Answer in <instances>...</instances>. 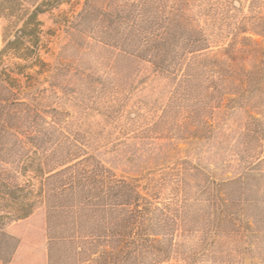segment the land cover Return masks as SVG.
Listing matches in <instances>:
<instances>
[{
	"label": "trees",
	"instance_id": "trees-1",
	"mask_svg": "<svg viewBox=\"0 0 264 264\" xmlns=\"http://www.w3.org/2000/svg\"><path fill=\"white\" fill-rule=\"evenodd\" d=\"M63 2L0 0V264H10L20 245L9 226L41 208L47 264H168L198 206H205L214 239L251 228L233 211L249 175L216 183L186 160L131 180L69 131L68 113L47 101L64 92L58 81L74 70L60 57L53 64L43 58L48 48L40 18ZM187 6V0H85L66 31L151 63L164 75L183 66L192 71L211 47ZM237 55L231 47L219 49L212 69L221 75Z\"/></svg>",
	"mask_w": 264,
	"mask_h": 264
},
{
	"label": "rangeland",
	"instance_id": "rangeland-1",
	"mask_svg": "<svg viewBox=\"0 0 264 264\" xmlns=\"http://www.w3.org/2000/svg\"><path fill=\"white\" fill-rule=\"evenodd\" d=\"M84 2L64 0L40 17L48 48L43 58L53 64L60 57L74 70L58 81L66 88L48 105L68 113L69 131L119 177L142 180L186 160L216 183L249 175L233 211L251 228L214 239L205 206L195 207L168 264H264V162L258 163L264 159V0H187L186 13L211 49L197 57L199 68L169 75L69 34L66 25ZM228 47L239 55L216 74L213 56ZM8 232L20 240L10 264H47L43 208Z\"/></svg>",
	"mask_w": 264,
	"mask_h": 264
}]
</instances>
